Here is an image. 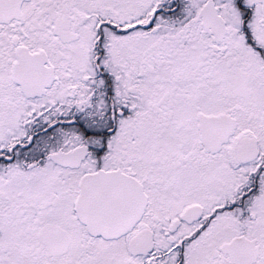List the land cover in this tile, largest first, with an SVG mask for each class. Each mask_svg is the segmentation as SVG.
Wrapping results in <instances>:
<instances>
[{"label":"snow or ice","instance_id":"6c2138e0","mask_svg":"<svg viewBox=\"0 0 264 264\" xmlns=\"http://www.w3.org/2000/svg\"><path fill=\"white\" fill-rule=\"evenodd\" d=\"M0 264H264V0H0Z\"/></svg>","mask_w":264,"mask_h":264}]
</instances>
